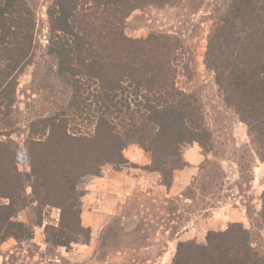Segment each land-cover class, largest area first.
Segmentation results:
<instances>
[{
  "label": "trees",
  "instance_id": "16d2710c",
  "mask_svg": "<svg viewBox=\"0 0 264 264\" xmlns=\"http://www.w3.org/2000/svg\"><path fill=\"white\" fill-rule=\"evenodd\" d=\"M177 1L52 0L47 15L54 37L47 52L54 55L55 76L70 96L65 108L31 123L24 150L29 172L18 170L17 145L0 141V243L31 237L32 229L13 217L36 201L66 207L72 218L59 224L56 244H70L72 235L88 230L81 223L76 190L83 177L98 175L105 163L122 162L128 144L146 152L175 148L176 136L163 134L154 141L159 134L153 136V112L163 104L181 107L195 101L175 83L180 42L163 32L131 38L123 28L132 10ZM227 1L208 34L204 64L264 161V0ZM35 23L27 0H0V113L5 108V115L15 101L17 77L31 58ZM73 119L92 121V133L71 131ZM182 165L162 160L152 166L166 179ZM261 200L264 225V189ZM171 262L264 264V256L252 248L246 228L230 223L224 231H210L206 246L180 242Z\"/></svg>",
  "mask_w": 264,
  "mask_h": 264
},
{
  "label": "rangeland",
  "instance_id": "374dc122",
  "mask_svg": "<svg viewBox=\"0 0 264 264\" xmlns=\"http://www.w3.org/2000/svg\"><path fill=\"white\" fill-rule=\"evenodd\" d=\"M27 2L36 20L31 58L17 77L13 105L7 115L5 108L0 113V141L17 145L21 173L30 170L24 150L31 123L65 108L70 96V89L55 76L54 55L47 52L48 39L54 37L47 15L52 0ZM227 2L178 0L173 5H146L130 12L123 28L127 36L144 38L163 32L180 42L175 83L195 101L181 107L163 104L153 112V136L159 134L154 141L163 134L176 136L175 148L146 152L128 144L122 162L105 163L98 175L83 177L76 187L81 223L89 222L94 211L102 220L72 235L70 244H56L61 237L59 224L72 218L66 207L28 202L13 221L31 228L32 235L0 243V264H151L169 241L168 253L159 264H172L180 242L206 246L210 231H224L230 223L246 228L252 248L264 256L260 216L264 161L246 125L224 104L214 73L203 59L208 34ZM93 126L87 120L69 122L75 133H92ZM197 152L201 157L195 162ZM162 160H180L185 165L163 179L152 166ZM180 170L184 175L179 174L175 193L170 187ZM26 193H31L29 185Z\"/></svg>",
  "mask_w": 264,
  "mask_h": 264
},
{
  "label": "crops",
  "instance_id": "0c3cea01",
  "mask_svg": "<svg viewBox=\"0 0 264 264\" xmlns=\"http://www.w3.org/2000/svg\"><path fill=\"white\" fill-rule=\"evenodd\" d=\"M196 153V152H195ZM196 157V156H195ZM200 157H201V154H199L198 152H197V157L195 158V162L196 161H198L199 159H200ZM194 163V162H193ZM192 168H194L195 169V166H193ZM192 170V169H191ZM180 173H182L183 175H184V171L183 170H180V171H178L177 172V174L174 176V178H173V182H172V184H171V187H170V191H175V193L177 192V190H179L178 189V182H180L181 180H180ZM189 182V180H187V182H184V184L183 185H186L187 183ZM181 188V187H180ZM177 189V190H176ZM90 217V220H89V222H86V223H82V225L83 226H86V227H89L90 226V223H91V226L93 227V226H95V224H97V223H100V221L102 220V215H100V213H98V212H92L91 213V216H89ZM98 233V232H97ZM95 235H96V233L94 232V231H92V238L94 239L95 238ZM170 240H172V239H170ZM170 243H172V242H168V244L165 246V248H167V249H169L170 248V246H169V244ZM167 249H165V250H163V251H161V255H160V257H158V259H156L153 263H151V264H159V262L162 260V259H164L165 257H166V254L168 253V251H167ZM121 254H118L117 255V257L118 256H120Z\"/></svg>",
  "mask_w": 264,
  "mask_h": 264
}]
</instances>
